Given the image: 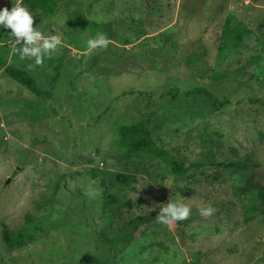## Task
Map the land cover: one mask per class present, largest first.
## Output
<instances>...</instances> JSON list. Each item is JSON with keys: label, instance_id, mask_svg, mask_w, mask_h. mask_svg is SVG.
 I'll return each instance as SVG.
<instances>
[{"label": "rangeland", "instance_id": "obj_1", "mask_svg": "<svg viewBox=\"0 0 264 264\" xmlns=\"http://www.w3.org/2000/svg\"><path fill=\"white\" fill-rule=\"evenodd\" d=\"M28 9L33 28L62 43L36 65L0 27V264H264V214L247 186L264 184V0ZM97 33L109 43L89 51ZM2 60L51 97L9 78ZM195 89L209 95L186 94ZM140 120L185 172L115 144L118 125ZM230 161L244 166H222ZM177 201L190 216L158 223ZM30 223L31 240H4Z\"/></svg>", "mask_w": 264, "mask_h": 264}, {"label": "trees", "instance_id": "obj_2", "mask_svg": "<svg viewBox=\"0 0 264 264\" xmlns=\"http://www.w3.org/2000/svg\"><path fill=\"white\" fill-rule=\"evenodd\" d=\"M57 2L58 0H22V3L31 9L37 10L40 13H42L44 16H52L55 14L57 9ZM187 58L189 60H193V54H188ZM122 59V58H121ZM133 59H136L135 61H138V57L135 58V56H132V62L133 64H136ZM186 60V57H185ZM1 66L3 67V71L5 74L11 78L12 80L19 83L21 86L28 89L31 93H33L38 98H43L42 95H46L47 98L51 97V91L44 92L42 89H39L36 87L33 78L31 75L24 69L13 67L10 65H4V62H1ZM55 75L51 77L49 82L50 89L53 88L58 76H59V69L56 67L55 69ZM214 74V75H213ZM216 76L215 73H212V77ZM202 91L205 95H209L207 91L203 89H195L186 92V94H196L198 92ZM215 102H218L217 99L214 98ZM41 108L39 111V114L36 116H40L43 112V104L39 102ZM36 116L33 117L36 118ZM35 120V119H34ZM117 131V138L115 140V144L119 148H124L128 151H139L144 153H149L156 157L157 159L164 162L169 168L170 171L175 175L179 176L181 173L185 172V169L175 160H173L168 153L159 148L151 136L149 135L148 131L145 129L144 122L142 120L137 121L136 123H133L131 125H123L120 124L116 128ZM235 152V151H233ZM222 166L225 168L229 167H237V168H243L244 164L240 163L239 161H230L227 163H222ZM247 186L251 191H254L257 195V205L256 209L260 214H264V184L256 182L253 183L249 180H247ZM139 220V217H136L134 221ZM33 223L32 221H30ZM28 224L26 228L22 230V232H19L18 234H11L7 230H4L3 232V238L7 242H12L17 245H21L24 242V239L31 240L33 237V224Z\"/></svg>", "mask_w": 264, "mask_h": 264}, {"label": "clouds", "instance_id": "obj_3", "mask_svg": "<svg viewBox=\"0 0 264 264\" xmlns=\"http://www.w3.org/2000/svg\"><path fill=\"white\" fill-rule=\"evenodd\" d=\"M36 13L30 12L24 6L22 0L12 2L11 8L0 7V27L11 29L10 37H14L13 44L23 42L20 49L21 58H33L36 65L43 63V60L55 52L62 43L60 35H44L37 27L33 28L34 16ZM109 40L103 33H97L86 41L89 51L96 48L107 47ZM204 216L211 215L214 209L203 207L199 209ZM191 213L190 206L179 201L166 202L159 209L156 216L158 223L167 225L175 221L186 220Z\"/></svg>", "mask_w": 264, "mask_h": 264}, {"label": "water", "instance_id": "obj_4", "mask_svg": "<svg viewBox=\"0 0 264 264\" xmlns=\"http://www.w3.org/2000/svg\"><path fill=\"white\" fill-rule=\"evenodd\" d=\"M9 182V179H6V183H8Z\"/></svg>", "mask_w": 264, "mask_h": 264}, {"label": "crops", "instance_id": "obj_5", "mask_svg": "<svg viewBox=\"0 0 264 264\" xmlns=\"http://www.w3.org/2000/svg\"><path fill=\"white\" fill-rule=\"evenodd\" d=\"M2 61H3V60H2ZM2 61H1V62H2Z\"/></svg>", "mask_w": 264, "mask_h": 264}]
</instances>
